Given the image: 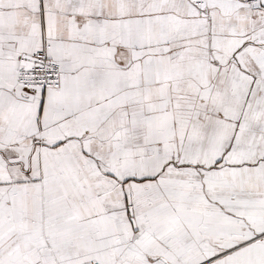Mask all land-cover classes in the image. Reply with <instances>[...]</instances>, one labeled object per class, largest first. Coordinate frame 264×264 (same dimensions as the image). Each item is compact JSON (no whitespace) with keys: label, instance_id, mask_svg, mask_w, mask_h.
Wrapping results in <instances>:
<instances>
[{"label":"snow or ice","instance_id":"obj_1","mask_svg":"<svg viewBox=\"0 0 264 264\" xmlns=\"http://www.w3.org/2000/svg\"><path fill=\"white\" fill-rule=\"evenodd\" d=\"M0 264H264V0H0Z\"/></svg>","mask_w":264,"mask_h":264}]
</instances>
